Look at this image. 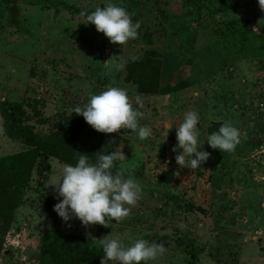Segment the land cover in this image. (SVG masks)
Here are the masks:
<instances>
[{"label": "rangeland", "instance_id": "374dc122", "mask_svg": "<svg viewBox=\"0 0 264 264\" xmlns=\"http://www.w3.org/2000/svg\"><path fill=\"white\" fill-rule=\"evenodd\" d=\"M146 51L161 86H185L140 93L126 64ZM0 100L57 144L75 132L117 160L111 178L50 156L40 191L55 221L35 166L0 264H36L54 228L94 245L144 238L84 264H264V0H0ZM29 149L0 112V156Z\"/></svg>", "mask_w": 264, "mask_h": 264}, {"label": "trees", "instance_id": "16d2710c", "mask_svg": "<svg viewBox=\"0 0 264 264\" xmlns=\"http://www.w3.org/2000/svg\"><path fill=\"white\" fill-rule=\"evenodd\" d=\"M186 3L191 0H183ZM9 22L22 31L23 27L19 17V8L12 5L8 9ZM154 51H146L140 60H132L126 64L127 74H137L135 85L140 93L167 94L185 86L182 80L174 85H160V62ZM0 112L11 122L16 137L27 144V151L0 156V253L6 233L14 219V210L23 202V194L29 185L32 169L36 166L38 176V193L40 201L44 204L53 221L56 220L55 208L42 191L50 170L48 158L54 156L61 161L70 163L79 170L92 174L95 169L101 168L103 174L114 177L117 160L112 151L102 152L97 144L86 141H75V132L66 135L59 144L54 136H42L25 124L27 113L22 103L0 100ZM82 117L88 119V114ZM58 138H61L58 136ZM41 251L36 256V264H84L109 263L116 261L128 252H136L142 246L144 238L137 239L134 246L100 243L94 245L86 238L60 231L54 228L48 238L42 237ZM186 252L196 259L193 246L188 244Z\"/></svg>", "mask_w": 264, "mask_h": 264}, {"label": "built area", "instance_id": "2783aa9c", "mask_svg": "<svg viewBox=\"0 0 264 264\" xmlns=\"http://www.w3.org/2000/svg\"><path fill=\"white\" fill-rule=\"evenodd\" d=\"M17 240H11L9 239V235H7V237H5V242L3 243V249L2 250H6V248H12V247H19V244H17Z\"/></svg>", "mask_w": 264, "mask_h": 264}]
</instances>
